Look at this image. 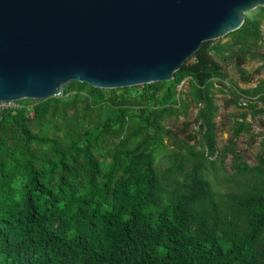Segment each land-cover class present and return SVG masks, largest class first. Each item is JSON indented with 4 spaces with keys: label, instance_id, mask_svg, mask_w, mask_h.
<instances>
[{
    "label": "trees",
    "instance_id": "trees-1",
    "mask_svg": "<svg viewBox=\"0 0 264 264\" xmlns=\"http://www.w3.org/2000/svg\"><path fill=\"white\" fill-rule=\"evenodd\" d=\"M256 13L231 43H204L170 82L117 90L73 82L1 112L0 264H264V139L255 167L235 145L220 150L215 99L228 94L239 112L232 140L261 135L247 117H264V79L231 85L216 59L229 50L225 59L252 82L244 65L264 60V7ZM192 105L198 129L184 140L168 123ZM163 152L173 164L160 172ZM228 154L235 173L226 182L236 190L220 195L210 176L218 180Z\"/></svg>",
    "mask_w": 264,
    "mask_h": 264
},
{
    "label": "water",
    "instance_id": "water-1",
    "mask_svg": "<svg viewBox=\"0 0 264 264\" xmlns=\"http://www.w3.org/2000/svg\"><path fill=\"white\" fill-rule=\"evenodd\" d=\"M264 0H0V101L170 82Z\"/></svg>",
    "mask_w": 264,
    "mask_h": 264
},
{
    "label": "rangeland",
    "instance_id": "rangeland-1",
    "mask_svg": "<svg viewBox=\"0 0 264 264\" xmlns=\"http://www.w3.org/2000/svg\"><path fill=\"white\" fill-rule=\"evenodd\" d=\"M257 10L249 13L247 17L249 18H256L257 17ZM263 40H264V20H263ZM220 41V40H218ZM215 41V42H218ZM232 38H224L221 39L222 44L231 43ZM261 53H264V46L260 50ZM230 51L227 50L225 56H229ZM225 56L217 57L216 59L219 60L221 63L224 71L228 74V83L231 85H237L241 89L248 90L255 88L257 83L260 79H264V60L261 58L251 59L249 58L244 68L248 71L249 74H253L254 78L250 84L244 83L238 72V67L236 62L233 59H225ZM259 67H263L260 74L255 75L256 70ZM190 80L187 79L180 87L181 90L186 95L190 91ZM184 96V98L186 97ZM229 98L228 94H222L219 92L215 93L216 103L218 104L220 111L217 116L216 122L219 125V134H218V141H219V149H226L227 147H232L235 145V149L237 150L238 154L242 156L243 160L250 166L255 167L259 164L258 156L261 153V141L264 139V126L262 122L264 121V117H258L257 119L253 120L252 116L249 114L247 117L248 123L253 125V133L261 134L259 137L252 138L250 134H243L239 139L236 141L232 140V126L238 116V110L234 105H227L226 99ZM242 103L246 104L245 101ZM198 113V108L195 105L190 107L188 116H181L180 119L169 122L168 127L173 129L176 133H179L182 139L186 140L190 133H193L198 129V123L196 122ZM191 122V127L188 131H186V123ZM166 143L170 144V141L166 139ZM194 143V142H193ZM173 146H170V150H173ZM198 151L200 148L197 149ZM180 153V151H177ZM184 154V153H183ZM170 153L167 152L160 153L158 155V167L160 172H164L168 167H170L173 162L169 157ZM233 158L231 154L225 159V162L221 164L217 162V168L219 170V177L218 180H215L212 176H210V181L217 187L218 192L220 195H226L232 191H235L236 187L232 186L231 184L227 183L226 180H230L232 175L235 173L233 170ZM188 167V164H187ZM188 170V168L186 169Z\"/></svg>",
    "mask_w": 264,
    "mask_h": 264
},
{
    "label": "built area",
    "instance_id": "built-area-1",
    "mask_svg": "<svg viewBox=\"0 0 264 264\" xmlns=\"http://www.w3.org/2000/svg\"><path fill=\"white\" fill-rule=\"evenodd\" d=\"M22 108H23V105L20 103V101H12V100L0 101V113L5 112V111L16 112V111L21 110Z\"/></svg>",
    "mask_w": 264,
    "mask_h": 264
}]
</instances>
